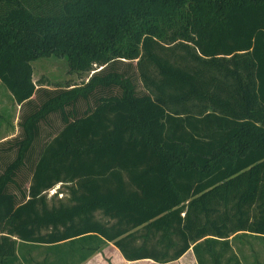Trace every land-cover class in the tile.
<instances>
[{
	"label": "trees",
	"instance_id": "obj_1",
	"mask_svg": "<svg viewBox=\"0 0 264 264\" xmlns=\"http://www.w3.org/2000/svg\"><path fill=\"white\" fill-rule=\"evenodd\" d=\"M52 55L90 77L38 88L31 63ZM0 85L19 107L0 264L107 244L127 263L241 264L230 237L264 239V0H0Z\"/></svg>",
	"mask_w": 264,
	"mask_h": 264
},
{
	"label": "rangeland",
	"instance_id": "obj_2",
	"mask_svg": "<svg viewBox=\"0 0 264 264\" xmlns=\"http://www.w3.org/2000/svg\"><path fill=\"white\" fill-rule=\"evenodd\" d=\"M33 82L40 88L49 90L64 89L66 86H80L90 77L81 74L65 59L56 56L39 57L31 63ZM19 107L13 102L9 93L0 85V143L19 135ZM66 190L58 185L47 194L48 203H57L66 199ZM232 251L241 264H264V239L249 235L230 237ZM117 251L112 245L101 246L99 252L85 264H121L117 262ZM189 253L181 263L195 264ZM45 259L53 261L54 257L45 248L18 246V262L15 264H41ZM122 259V258H121ZM31 261V262H30ZM123 261V260H122ZM29 262V263H28Z\"/></svg>",
	"mask_w": 264,
	"mask_h": 264
},
{
	"label": "crops",
	"instance_id": "obj_3",
	"mask_svg": "<svg viewBox=\"0 0 264 264\" xmlns=\"http://www.w3.org/2000/svg\"><path fill=\"white\" fill-rule=\"evenodd\" d=\"M118 253V252H117ZM119 254V253H118ZM189 254V253H188ZM187 254V255H188ZM185 255L184 257H182L179 261L175 262V263H172V264H178V263H181L183 261V259L187 256ZM192 256V255H191ZM122 257L120 255H118L117 257V262L119 263V261H121L122 263L121 264H153L151 262H148V261H141V262H137V263H127L125 262L123 259H121ZM192 260L194 259L193 257H191ZM123 260V261H122ZM195 262V260H193ZM120 264V263H119ZM196 264V262H195Z\"/></svg>",
	"mask_w": 264,
	"mask_h": 264
}]
</instances>
